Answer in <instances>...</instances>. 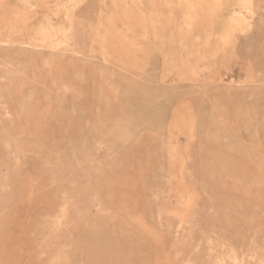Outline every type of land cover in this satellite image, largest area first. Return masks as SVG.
<instances>
[{"label": "rangeland", "instance_id": "rangeland-1", "mask_svg": "<svg viewBox=\"0 0 264 264\" xmlns=\"http://www.w3.org/2000/svg\"><path fill=\"white\" fill-rule=\"evenodd\" d=\"M0 46V264L264 262V0H0ZM138 89L168 101L163 126L183 111L182 139L247 173L243 198L233 193L247 223L227 262L228 243L200 224L211 210L129 207L107 136L66 145L72 111L95 125L98 99L112 115V95L123 107ZM20 107L29 122L4 116ZM201 157L190 163L209 168Z\"/></svg>", "mask_w": 264, "mask_h": 264}, {"label": "crops", "instance_id": "crops-1", "mask_svg": "<svg viewBox=\"0 0 264 264\" xmlns=\"http://www.w3.org/2000/svg\"><path fill=\"white\" fill-rule=\"evenodd\" d=\"M84 43L81 41L82 46ZM112 96L113 104L107 107L112 110V115H106L105 101L98 99L93 110L95 125L92 122L85 125L83 106L75 113L72 111L71 136L69 138L66 129V145L69 139L71 145H82L84 137L93 139L95 136L99 142L107 136L108 143L113 144V185L121 187L116 191L134 196L135 200L130 202L136 204L129 207L165 208L170 214L177 215L176 209H181L183 211H179L182 212L179 216L183 219L189 217L185 209L211 210L208 222L205 217L199 216L200 224L213 225L215 240L228 243V247L223 252L220 250L218 255H223L227 262L233 256V236L243 234V226L247 223L248 202L234 200L233 196V193H241L236 198H243L242 194L247 192L246 180L243 183V176H247V173L240 171L233 174L232 164L225 168L217 167L216 150L203 155L201 142L192 143L182 139L192 132L185 127L183 111L177 114V126L174 123L170 128L163 126L164 121L168 120V101L164 106L159 98L148 99L138 89L130 92L123 102L125 105L121 107L116 105L117 96ZM193 118L199 122V116ZM206 155L209 161H213L209 168H201V163H190L199 162L203 158L201 156ZM102 157L98 160L105 159ZM195 165L198 167L195 168ZM233 176L237 179L234 180ZM205 193L209 195H202ZM179 223L181 221H176V224ZM221 262V258L216 260V264Z\"/></svg>", "mask_w": 264, "mask_h": 264}, {"label": "bare ground", "instance_id": "bare-ground-1", "mask_svg": "<svg viewBox=\"0 0 264 264\" xmlns=\"http://www.w3.org/2000/svg\"><path fill=\"white\" fill-rule=\"evenodd\" d=\"M248 5H249V6H248L249 9H252V10L254 9V6L252 5V2H250ZM69 10H70V9H69ZM245 10H246V9H245ZM57 11H58V10H57ZM190 21H191V19H190ZM190 21H188V23H190ZM50 24H51V23H50ZM189 25H190V24H189ZM70 28H71V27H70ZM251 28H252V27H251ZM64 29H65V28H64ZM64 29H63V30H64ZM246 29H247V28H246ZM248 29H250V28H248ZM14 30H15V29H14ZM11 33H13V32L11 31ZM11 33H9V34H11ZM14 33H15V32H14ZM9 34H8V36H9ZM11 35H12V34H11ZM13 36H15V35H13ZM13 36H12V37H13ZM65 36H66V35H65ZM9 38H10V37H9ZM11 39H12V38H11ZM30 39H31V38H30ZM32 39H33V37H32ZM8 40H9V39H8ZM31 41H32V40H31ZM33 41H34V40H33ZM33 41H32V42H33ZM13 43H14V42H13ZM2 44H3V43H2ZM5 44H6V43H5ZM5 44H4V45H5ZM8 44H9V43H8ZM8 44H7V45H8ZM14 45H15V44H14ZM17 45H18V44H17ZM57 45H58V44H57ZM23 46H24V45H23ZM0 47H1V46H0ZM55 48H56V47H55ZM0 54H1V52H0ZM13 64H14V63H13ZM234 70H235V69H234ZM234 70H233V71H234ZM240 71H241V70H240ZM17 72H20V70H19V71H18V70L14 71L13 75L11 76V78L8 79V80L10 81V84L12 83V81H14V79H17V78L15 77V75L17 74ZM231 73H232V72H231ZM239 76H241V75H239ZM238 79H239V78H238ZM0 88H1V86H0ZM2 88H3V86H2ZM2 88H1V89H2ZM4 88H11V85L7 84V86H4ZM13 90H14V89H13ZM16 91H17V90H16ZM20 93H21V94H20V95H21V100H20V101H19V100H17V101H16V100H15V101H14V100H11V101H9L10 105H9L8 103H6L7 106H8V105L11 106V103H15V105H16V104L19 105V103L24 102V96H26V95H24L23 92H20ZM31 94L33 95V93H31ZM30 96H31V95L29 94V97H30ZM31 98H32V97H31ZM26 100H27V99H26ZM26 100H25V101H26ZM254 100H255V99H254ZM29 101H30V99L28 98V100H27L26 102H29ZM31 103H32V102H30V105H31ZM32 104H33V103H32ZM13 105H14V104H13ZM13 105H12V106H13ZM15 105H14V106H15ZM17 105H16V106H17ZM30 105H29V106H30ZM9 106H8V108H9ZM14 106H13V107H14ZM23 106H24V105H23ZM6 108H7V107H6ZM23 108H24V107H23ZM28 108H29V107H28ZM28 108H27V110H26L27 112H28ZM2 109H3V108H2ZM3 110H4V111H3L4 116L6 115V117H8L13 123H18V122L22 121V122H24V124H25V121L29 122L28 120H30V118L33 117V115H32L29 119H27V117H28L27 114H28V113L25 112V111H23L21 107H20V109H18V110H17V108H16V110H15V108H14V109H13V108H10V110H5V109H3ZM0 113H1V111H0ZM26 113H27V114H26ZM263 113H264V112H263ZM1 115H2V114H1ZM1 115H0V116H1ZM1 117H3V115H2ZM1 117H0V118H1ZM32 119H33V118H32ZM22 122H20V125H21V124L23 125ZM31 123H32V122H31ZM238 124H239V123H238ZM13 125H14V126H15V125L18 126V124H13ZM20 125H19V126H20ZM28 125H29V124H28ZM30 125H31V124H30ZM14 126H13V127H14ZM24 126H25V125H24ZM24 126H23V127H24ZM20 127H21V126H20ZM24 128H25V127H24ZM27 128H29V126H26V131H25V129H23V130H24L25 132H27ZM227 138H228V137H227ZM9 142H10V141H9ZM178 144H179V143H178ZM254 146H255V145H254ZM205 149H206V148H205ZM201 182H202V181H201ZM202 190H203V189H202ZM208 191H209V190H208ZM60 207H61V206H60ZM65 208H66V207H64V210H65ZM60 209H61V208H60ZM177 238H178V236H177ZM251 241H252V240H251ZM252 243H253V242H252ZM252 243H251V244H252ZM254 245H255V244H254ZM254 245H253V246H254ZM224 247H225V246H224ZM263 248H264V247H263ZM170 251H172V250H170ZM168 253H169V252H168ZM233 254H234V252H233ZM166 255H167V254H166ZM203 257H204V256H203ZM223 258H224V257H223ZM234 262H236L235 264H237V262H238V258H235V259H234ZM234 262H233V263H234ZM81 264H82V263H81ZM262 264H264V262H263Z\"/></svg>", "mask_w": 264, "mask_h": 264}]
</instances>
